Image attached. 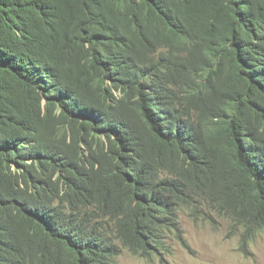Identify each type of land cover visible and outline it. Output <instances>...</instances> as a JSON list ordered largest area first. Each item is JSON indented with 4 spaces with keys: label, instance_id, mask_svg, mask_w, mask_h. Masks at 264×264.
Wrapping results in <instances>:
<instances>
[{
    "label": "trees",
    "instance_id": "obj_1",
    "mask_svg": "<svg viewBox=\"0 0 264 264\" xmlns=\"http://www.w3.org/2000/svg\"><path fill=\"white\" fill-rule=\"evenodd\" d=\"M205 207L264 229V0H0V264L162 263Z\"/></svg>",
    "mask_w": 264,
    "mask_h": 264
},
{
    "label": "rangeland",
    "instance_id": "obj_2",
    "mask_svg": "<svg viewBox=\"0 0 264 264\" xmlns=\"http://www.w3.org/2000/svg\"><path fill=\"white\" fill-rule=\"evenodd\" d=\"M180 220L186 246L172 241V252L165 261L145 259L124 249L118 257L119 263L264 264V229L246 234L240 222L208 207L196 219L182 214Z\"/></svg>",
    "mask_w": 264,
    "mask_h": 264
},
{
    "label": "bare ground",
    "instance_id": "obj_3",
    "mask_svg": "<svg viewBox=\"0 0 264 264\" xmlns=\"http://www.w3.org/2000/svg\"><path fill=\"white\" fill-rule=\"evenodd\" d=\"M223 30V29H222ZM81 33V32H80ZM57 34V33H56ZM105 35V34H104ZM113 36V35H112ZM73 38V37H72ZM71 39V38H70ZM50 40V39H49ZM62 40V39H61ZM70 42V41H69ZM58 43V42H57ZM98 43V42H97ZM69 44V43H68ZM62 46V45H61ZM59 49V48H58ZM57 49V50H58ZM80 49V48H79ZM106 49V48H105ZM75 51V50H74ZM102 51V50H101ZM121 51V50H120ZM79 52V51H78ZM77 52V53H78ZM41 53V52H40ZM76 53V52H75ZM46 54H47V52H46ZM108 54V53H107ZM54 56V55H53ZM50 57V56H49ZM73 58V57H72ZM47 60V59H46ZM55 101V100H54ZM50 114V113H49ZM46 115V114H45ZM44 115V116H45ZM64 117V116H63ZM45 118V117H44ZM70 118V117H69ZM58 120V119H57ZM45 121V120H44ZM70 121V120H69ZM74 121V120H73ZM52 122H53V120H52ZM65 122V121H64ZM44 123V122H43ZM69 123V122H68ZM55 126V125H54ZM43 127V126H42ZM44 127H45V125H44ZM29 128V127H28ZM77 130V129H76ZM76 130H75V132H76ZM71 131V130H70ZM72 132V131H71ZM41 133V132H40ZM77 133V132H76ZM63 134V133H62ZM74 135V134H73ZM55 137H56V135H55ZM63 137V136H62ZM67 137V136H66ZM62 139H64V137L62 138ZM64 141V140H63ZM34 170V169H33Z\"/></svg>",
    "mask_w": 264,
    "mask_h": 264
}]
</instances>
